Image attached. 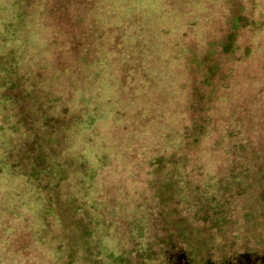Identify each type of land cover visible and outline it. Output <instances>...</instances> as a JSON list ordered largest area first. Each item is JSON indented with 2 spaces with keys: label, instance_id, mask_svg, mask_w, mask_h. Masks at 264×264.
<instances>
[{
  "label": "clouds",
  "instance_id": "clouds-1",
  "mask_svg": "<svg viewBox=\"0 0 264 264\" xmlns=\"http://www.w3.org/2000/svg\"><path fill=\"white\" fill-rule=\"evenodd\" d=\"M13 51L38 102L18 124L0 87V264H67L69 250L75 264H110L155 185L216 176L233 110H264V0H33L19 32L0 27V57ZM37 136L52 178L9 183L34 162L24 144ZM73 201L80 211L65 216ZM81 220L100 256L79 238Z\"/></svg>",
  "mask_w": 264,
  "mask_h": 264
},
{
  "label": "rangeland",
  "instance_id": "rangeland-1",
  "mask_svg": "<svg viewBox=\"0 0 264 264\" xmlns=\"http://www.w3.org/2000/svg\"><path fill=\"white\" fill-rule=\"evenodd\" d=\"M31 8L32 1L4 0V5L0 6V27L3 28L5 24L7 25V29L3 28L4 33L15 35L19 32L30 18ZM68 22L71 24L70 19ZM165 35H168L167 31H165ZM4 39L7 42L8 36H5ZM75 50L74 48L73 51L75 52ZM245 55H247V52H245ZM16 64L14 51L10 52L7 58L0 57V73L3 69L6 71L0 76V87H3L7 94L13 95L17 99L19 112L21 109L27 110L26 113L20 112V114L29 123L33 117L28 105L37 103L38 98L32 99L23 91L22 84L26 79V73L22 74V70L15 67ZM211 71L215 75L218 69L213 67ZM261 91H264V89ZM231 120L232 126L228 131L230 146L227 166L221 168L214 177H204L202 174H198L189 175L187 178L176 176L166 182H158L155 185L157 191L154 200L156 202L148 204L146 214L142 219L128 225L129 231L134 230L135 232V235L131 237V247L122 249L119 255L110 253L107 256L110 264H137L140 260L147 259L148 256L145 258V255L149 254L150 246L154 243L153 238L161 230L168 231L174 228L176 222L180 223L182 229L199 227L200 224L194 226V223L197 220L196 218L202 215H211L212 217L216 209L219 211L226 209L231 213H234V211L242 212L247 204L251 206L255 202V200L250 199L246 188L250 181L255 182V185L256 183L259 185L261 178L264 177V172H262L264 171V110L256 118H253L246 107L238 105L232 112ZM9 143L11 144V141ZM43 143H50V141H43ZM30 146H33L37 153H43L40 150L42 141L39 136L30 142H25L24 147L26 149ZM14 151L13 149L12 154H9L10 158ZM152 163L158 165L156 168L157 173L164 171L165 158L163 156H159ZM61 172L59 173V179L64 180L66 177L62 178ZM46 174H40L36 178L37 181L52 178L51 169L47 170ZM22 177L19 173L9 183L20 181L23 184L29 180V178L26 180L25 177ZM182 180L183 186H181ZM57 187H59V184ZM253 193L255 197L259 198L256 191H253ZM24 194L25 192L22 189L16 192L15 196ZM74 204L75 201L63 208L65 216L70 217L73 212L80 211V209L74 207ZM14 211L8 213L9 219L16 218ZM88 215L85 212V216ZM48 220L52 221L53 217L49 216ZM209 227L208 225L207 228ZM76 228L79 230V238L87 246L88 255L91 256L95 252V255L100 256L99 252L88 245L86 238L91 233L84 221L77 222ZM59 250L63 251L64 249L60 248ZM75 260V253L69 250L67 264H75ZM93 264H104V261L95 260Z\"/></svg>",
  "mask_w": 264,
  "mask_h": 264
},
{
  "label": "flooded vegetation",
  "instance_id": "flooded-vegetation-1",
  "mask_svg": "<svg viewBox=\"0 0 264 264\" xmlns=\"http://www.w3.org/2000/svg\"><path fill=\"white\" fill-rule=\"evenodd\" d=\"M246 191L255 202L244 211L216 209L212 217L196 218L199 227L187 229L176 222L153 238L148 258L137 264H264V177L259 185L250 181Z\"/></svg>",
  "mask_w": 264,
  "mask_h": 264
},
{
  "label": "trees",
  "instance_id": "trees-1",
  "mask_svg": "<svg viewBox=\"0 0 264 264\" xmlns=\"http://www.w3.org/2000/svg\"><path fill=\"white\" fill-rule=\"evenodd\" d=\"M24 1H27V0H24ZM28 1H32L33 0H28ZM24 13V12H23ZM25 14V13H24ZM4 29H7V25L5 24ZM6 72L5 69H3L2 73ZM13 83V82H12ZM2 98L6 101V102H9L11 103L13 106L17 107L18 108V103H17V99L13 96V95H9L7 94L6 92L3 93L2 95ZM37 102V101H36ZM20 112H24L26 113L27 110L26 109H21ZM46 123L50 124L48 121H46ZM18 124H22V125H25L27 127V125L29 124L24 118L23 116L20 114V118H19V121H18ZM3 131V129H0ZM21 129H19L17 126H13L10 131L13 132V133H17L19 132ZM27 130H30V129H27ZM27 152L28 154L34 156V162L31 163L30 167L25 169L24 171H22L21 176L25 177L26 180L27 178H33V179H36L37 177L40 176V174H46V171L47 170H50L49 167L46 166L47 164V161L45 159V156L44 154H39L35 151V148L33 146H30L29 148H27ZM9 154H12V152H10ZM15 167V166H14ZM18 176V175H16ZM22 177V178H23ZM61 177L64 178L65 175L63 172H61ZM37 180V179H36ZM89 237V236H88ZM117 260V259H116Z\"/></svg>",
  "mask_w": 264,
  "mask_h": 264
}]
</instances>
